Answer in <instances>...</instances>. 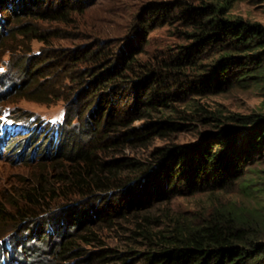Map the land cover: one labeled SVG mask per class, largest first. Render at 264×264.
<instances>
[{"label":"trees","instance_id":"16d2710c","mask_svg":"<svg viewBox=\"0 0 264 264\" xmlns=\"http://www.w3.org/2000/svg\"><path fill=\"white\" fill-rule=\"evenodd\" d=\"M24 2L0 0V8L12 3L24 7ZM178 7L179 12L170 18L184 26V42L167 55L142 60L138 41L114 51H106L100 42L95 49L77 46L57 53V58L60 56L57 61L61 63L54 62L57 73L48 76L49 79L41 76L44 69H50V63L44 65V61L25 58L18 65L27 78L23 79L22 90L27 98L49 103L55 84H62L60 78L68 76L71 84H67L66 95L62 97L65 102L75 83L82 85L88 80L90 97L97 93L96 89H102L99 95L106 101L118 93L134 90L136 102L143 107L140 116L168 110L169 117L188 119V112L172 103L180 98L193 111L191 115H200L211 129L196 142L165 145L143 159H112L101 152L123 141L145 139L150 133L177 130L180 122L169 118L152 120L140 129L111 136L108 131L122 120L113 121V115L109 114L103 127L92 126L93 131L82 138L87 144L74 141L66 153L59 149L62 135L55 129L51 133L53 151L34 153L33 149L30 155H39L41 162L63 158V170L52 176L56 184L45 186L38 182L22 191L18 201L0 203V223L10 220L15 229L27 223L29 238L34 240L51 233L57 236L52 253L59 259L85 255L84 260L88 261L106 263L114 259L127 264V255L134 250L123 252L102 247L97 227L110 226L115 219L130 216L134 229L129 238L148 247L140 251L141 264H264V203L255 207L254 217L220 207L192 218L184 215L161 218L151 210L154 203L174 195L224 189L235 183L246 196L264 193V175L254 179L247 167L256 158L264 161V113L234 114L222 120L208 114L195 101V95L231 87L253 88L264 98V24L225 16L226 6L213 2ZM152 10L155 13L149 19L155 23L161 11H169L170 6L161 3ZM58 13L57 18L65 16ZM163 15L165 19L169 17L168 13ZM144 19L137 24L139 29L147 26ZM171 94L176 99L169 98ZM226 120L234 125L223 124ZM32 135L27 138L32 139ZM4 236L0 232V243L6 241ZM6 242L10 244L9 240ZM88 244L101 249H84L82 245ZM18 247H24L23 243ZM2 257L5 259L6 255Z\"/></svg>","mask_w":264,"mask_h":264},{"label":"rangeland","instance_id":"374dc122","mask_svg":"<svg viewBox=\"0 0 264 264\" xmlns=\"http://www.w3.org/2000/svg\"><path fill=\"white\" fill-rule=\"evenodd\" d=\"M203 2L226 6L225 16L230 18H243L264 24V0H25L24 7L12 3L11 6L0 8V203L8 205L18 201L22 191L38 182L45 186L56 184L52 176L63 170V158L41 162L37 158L39 155H30L33 149L34 153L53 151L54 141H51L50 129L59 130L62 135L59 149L66 153L74 141L76 144H87L88 141L82 138L93 131L92 126L99 129L103 127L110 117L109 114L113 115V121L122 120L113 125L115 129L108 131L111 136H120L121 132L130 129H140L152 120L169 118L180 122L181 126L177 130H164L161 134L150 133L145 139L123 141L101 152L102 156L112 159H143L159 147L193 143L202 138L211 129L210 125H205L200 115H191L194 114L193 111L180 98L172 103L180 110L188 112V119L169 117L168 110L150 111L147 115L140 116L139 112L143 107L142 103L136 102L137 91L134 90L118 93L106 101L100 98L99 92L102 89H96L97 93L90 97L86 87L89 85L88 80L82 85L75 83V89L70 93L68 102H65L62 97L66 95L67 84H71L66 76L64 79L60 78L62 84H55V91L49 97L51 102L42 103L24 95L22 83L27 78L18 65L25 58L30 61H44V65L50 63V69H44L41 76L42 79H49L48 76L57 73L54 62L59 59L60 56L57 58L56 55L60 50L77 46H90L95 49L99 47V42L105 46L106 51H114L126 49L132 42L138 41L142 60L151 61L153 56L163 57L174 46L184 42V26L180 21L170 18L179 12V4L196 6ZM161 3H167L170 10L161 11L160 19L153 23L149 19L155 13L152 9ZM58 12L65 16L57 18ZM164 13H168L167 19ZM144 17L148 24L139 29L137 24ZM55 49L57 52H54ZM59 62L61 63L57 61ZM89 77L86 76L87 79ZM195 96V101L202 104L208 114L222 120L234 114L264 113V98L253 88L231 87L219 92L206 91ZM170 97L176 99L172 94ZM96 122L97 125L94 124ZM223 124L234 125V122L226 120ZM28 130H32V133ZM32 134L34 137L29 139ZM247 167L254 179L258 175H264L263 160H251ZM263 203L264 193L246 196L241 192L238 183H235L224 189H205L174 195L154 203L151 210L161 218L170 215L192 218L207 215L213 208L220 207L254 217L257 216L254 213H257L255 207ZM130 218L127 216L115 219L112 225L103 228L99 225L97 229L102 236V247L123 252L134 250V253L129 252L127 255V264H141L140 251L147 250L148 247L129 238L132 235L131 230L134 229ZM28 225L21 223L15 229L10 220L0 223V232L5 234L6 241H10V244L4 240L0 243V263L121 264V261L114 259L106 263L88 261L84 260L85 255L59 259L52 253L53 242L59 238L51 233L41 239H30L26 230ZM67 232H71V229H67ZM19 243H23L24 247H18ZM82 246L90 251L101 249L89 244ZM3 254L6 255L5 259Z\"/></svg>","mask_w":264,"mask_h":264},{"label":"clouds","instance_id":"9594fccd","mask_svg":"<svg viewBox=\"0 0 264 264\" xmlns=\"http://www.w3.org/2000/svg\"><path fill=\"white\" fill-rule=\"evenodd\" d=\"M50 132H51V133L55 132V129H54V130H51V129H50Z\"/></svg>","mask_w":264,"mask_h":264}]
</instances>
